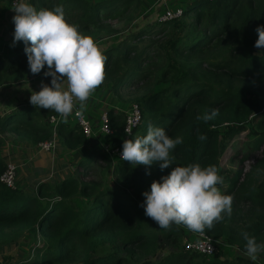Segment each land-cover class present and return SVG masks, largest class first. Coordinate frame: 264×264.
<instances>
[{
    "label": "trees",
    "instance_id": "1",
    "mask_svg": "<svg viewBox=\"0 0 264 264\" xmlns=\"http://www.w3.org/2000/svg\"><path fill=\"white\" fill-rule=\"evenodd\" d=\"M10 2L0 0V11ZM29 3L37 10L62 5L66 21L94 40L127 31L102 49L106 77L99 88L108 87L120 102L139 105L141 122L130 139L145 136L151 123L172 139L182 137L183 143L171 150V166L163 170L159 163L112 160L98 149L78 179L66 175L55 182L38 181L30 192L0 183V246L27 234L34 241L31 255L13 264H264V250L252 261L241 235L247 231L264 245V175L257 178L264 173V48L254 46L256 29L264 26V0H190L180 16L142 27L133 25L142 0ZM22 47L20 53L0 54V85L12 74L25 73L24 43ZM213 109L219 113L215 118L198 119ZM107 114L113 136L105 142L120 145L124 115ZM47 116L38 122L35 108L20 107L10 123H0V130L37 146L50 137ZM55 129L67 149L86 141L76 125L64 121ZM199 135L207 139L201 141ZM237 140L244 142L243 153L231 157L240 156L239 166L222 168L221 159ZM96 161L103 163L101 171L91 165ZM196 163L216 166L223 177L217 187L234 196L231 215L225 213L205 230L215 241L211 255L187 249L194 232L175 224L160 229L135 197L101 177L112 167L117 180H134L133 188L145 198L152 182H162L172 167ZM4 166L0 157V173ZM166 247L170 249L164 252Z\"/></svg>",
    "mask_w": 264,
    "mask_h": 264
},
{
    "label": "clouds",
    "instance_id": "2",
    "mask_svg": "<svg viewBox=\"0 0 264 264\" xmlns=\"http://www.w3.org/2000/svg\"><path fill=\"white\" fill-rule=\"evenodd\" d=\"M13 11L12 46L22 41L30 72L40 74L47 66L44 76L52 78L51 86L42 82L41 90L32 92L30 103L52 110L66 122L78 101L75 115L82 116L87 101L106 77L107 57L94 38L81 34L78 25L66 21L62 5L37 10L26 0H17ZM256 31L258 40L254 46L264 48V26ZM218 114L213 109L198 119L207 122ZM198 138L207 139L205 135ZM182 143V137L172 139L164 129L149 123L145 136L123 142L121 160L144 166L159 163L163 170L171 166V150ZM161 180L153 181L150 192L143 193L145 200L141 205L145 215L160 229L183 225L205 235V230L222 221L225 213L231 215L234 196L222 194L217 187L223 184V177L216 166L202 167L196 163L172 167L170 174ZM241 235L246 241V255L256 261L264 245L257 244L256 238L247 231Z\"/></svg>",
    "mask_w": 264,
    "mask_h": 264
},
{
    "label": "crops",
    "instance_id": "3",
    "mask_svg": "<svg viewBox=\"0 0 264 264\" xmlns=\"http://www.w3.org/2000/svg\"><path fill=\"white\" fill-rule=\"evenodd\" d=\"M189 1L190 0H181V3H183L181 4V8H183ZM26 2L29 3V0H26ZM6 13L7 12L3 11L1 7L0 54L7 55L20 53L23 48L22 41L17 42L15 46H12L14 39V24L12 21L15 14H13L14 12L8 13L7 16ZM95 41L102 50L103 44L99 43L102 40ZM47 70L46 67L40 74L33 75L30 72L29 66H27L25 73L21 76L12 74L11 78H8L2 83V85H0V123H3L4 125L10 123L12 113L20 107L28 109L35 108L37 113L36 119L38 122H42L44 119L43 115L45 114L48 116L55 114V112L48 109H46L47 113H43V108L35 107L30 103L32 92H39L41 90L42 82L51 86L52 78L44 76V72ZM99 90L101 89L95 90L94 94H92L93 97H90L86 104L89 105L92 102V99H96L97 101L94 100V106H86V110L83 112L93 129H96L97 125H99V115L103 112L109 113V111H111L113 115H117L120 112L122 113L121 109L116 105L124 103L117 100L110 91L115 99L114 103L110 105L107 104L108 108L103 109L101 106L105 107V103L99 99L101 98ZM76 106L79 108L78 101L76 102ZM47 117L45 122L50 128ZM65 123L69 124V126H75L71 119H67ZM0 135L2 138L0 157L5 163H15L18 174L16 180L17 182L19 181V185L22 186L21 191L24 192H29L38 181L50 180L51 182H55L66 175L77 179L81 177L88 164L86 163V159L90 156L92 150L96 149V147L89 148L87 143L90 145H93V142L98 144V142H101L103 139L98 137L101 136L98 132H93L90 137L85 138L86 141L81 146L75 149H67L59 142L56 135L54 150L51 152H43L39 150L37 146L32 145L28 140L15 137L14 135L7 133L5 130H0ZM105 140L106 138L103 139L102 145ZM189 238L195 239V235L190 234Z\"/></svg>",
    "mask_w": 264,
    "mask_h": 264
},
{
    "label": "rangeland",
    "instance_id": "4",
    "mask_svg": "<svg viewBox=\"0 0 264 264\" xmlns=\"http://www.w3.org/2000/svg\"><path fill=\"white\" fill-rule=\"evenodd\" d=\"M181 4H183V3H181V0H142L141 7L138 10V15H137L136 19L134 20L133 25L142 27V26H145L151 22H154L155 20H159L167 12H175L177 9H180ZM2 9H3V11L7 12L6 15L8 13L14 12L13 8H11L10 5H2ZM13 14H15V12ZM126 32L127 31H123L121 34L103 37L101 39L102 41L99 43L103 44L102 48H104L105 46L110 45V44H115L118 42L119 38L121 36H123ZM46 67L47 66H45V68ZM102 88H104V89H102ZM97 89H101V90H99V93H101V98H99V99H101V101H103L105 103L104 104L105 107L101 106L103 109L108 108L107 104L110 105V104L114 103L115 99L111 95V92H110L108 87L104 86V87L97 88ZM91 97H93V96H91ZM94 100H96V99H92V102L89 105L94 106V104H95ZM131 103H133V102H130V101L124 102L123 104H121V105L119 104L116 106H118L119 109H121L122 113L124 114V112H126L128 110ZM89 105H86V106L88 107ZM42 112L47 113V110L42 109ZM98 114H97V118H98ZM93 132L94 133L99 132V125H97L96 129H93ZM99 135H101V134H99ZM98 137L103 138V139L105 138L104 135H101ZM103 139H102V141H103ZM102 141L98 142V144L93 142V145H90L89 143H87V145L89 148L96 147V149H93V150L102 149V146H101ZM243 143H244L243 140L235 141L234 145H232V148L224 154L223 158L221 159V167L222 168L227 166L228 168H231L234 170L239 166L240 156L236 155L234 157V159L231 156L234 154H237V153H240V154L243 153V151H241ZM111 159L114 160V159H116V157H113ZM250 162L245 163V171L248 170L249 164H252V162L251 163ZM111 163H113V162H111ZM91 164H93L92 166H94V168H96V170L101 171V167H102L103 163L96 161V162L91 163ZM112 171H113L112 167H106V171L104 173H101L102 179L105 181H108L110 183H113V184H118L123 190H125L126 193L129 194V196L135 197L137 199V201L142 205L145 198H143L141 196V194L139 192H136L135 188H133L134 180L119 181L113 175ZM94 174L98 175V171L96 173L95 172L91 173V176H93ZM263 175H264V173L261 172L257 178L259 179ZM21 188H22V186L19 185V181L17 182V180H16L15 189L21 190ZM33 188H34V186L30 189V191L33 190ZM75 203H78V200H75ZM189 237H190V235H189ZM189 239L191 240L192 238H189ZM40 241L41 240L39 239V237L36 236L35 242H40ZM33 242L34 241H33L32 237L27 234V235H24L23 237H21L20 240L17 242L0 246V262L2 264H13L15 261L22 259L23 257H26L28 254L30 256L31 255V245ZM169 249H170L169 247H166L164 252L168 251Z\"/></svg>",
    "mask_w": 264,
    "mask_h": 264
},
{
    "label": "built area",
    "instance_id": "5",
    "mask_svg": "<svg viewBox=\"0 0 264 264\" xmlns=\"http://www.w3.org/2000/svg\"><path fill=\"white\" fill-rule=\"evenodd\" d=\"M17 0H11L10 7L13 8V5ZM182 14V9H177L175 12H167L159 20H168L175 17H178ZM79 108L76 106L74 108L73 114L70 115L67 119H71L77 128L81 131L82 135L85 138H88L92 135V126L88 121V118L83 114L82 116L75 115V112ZM99 134L104 135L106 139L113 136V131L108 125V114L103 112L99 115ZM47 121L50 125V137L49 139L42 141L37 144V148L43 152H51L55 148L56 141V125L59 122H64L65 119L59 114L55 113L47 117ZM141 122V109L137 103H131L128 110L124 113V125L121 134V144L120 145H110L106 142L102 145V150L108 153L112 157L121 159L122 155V145L126 140H130L134 129ZM127 130V131H126ZM16 177H17V166L13 162H6L5 166L0 173V183L11 190L15 189L16 186ZM195 239L186 240V248L195 250L198 253L204 255H211L215 250V241L205 233L201 235L195 233Z\"/></svg>",
    "mask_w": 264,
    "mask_h": 264
}]
</instances>
